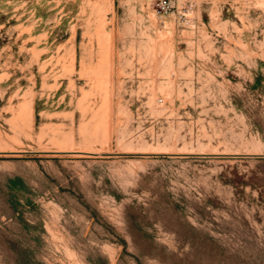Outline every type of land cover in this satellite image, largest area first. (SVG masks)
Segmentation results:
<instances>
[{
	"label": "rangeland",
	"instance_id": "1",
	"mask_svg": "<svg viewBox=\"0 0 264 264\" xmlns=\"http://www.w3.org/2000/svg\"><path fill=\"white\" fill-rule=\"evenodd\" d=\"M0 0V264H264V0Z\"/></svg>",
	"mask_w": 264,
	"mask_h": 264
},
{
	"label": "built area",
	"instance_id": "2",
	"mask_svg": "<svg viewBox=\"0 0 264 264\" xmlns=\"http://www.w3.org/2000/svg\"><path fill=\"white\" fill-rule=\"evenodd\" d=\"M237 2H244L246 0H236ZM173 7L171 0H158L157 9L160 13H167Z\"/></svg>",
	"mask_w": 264,
	"mask_h": 264
}]
</instances>
